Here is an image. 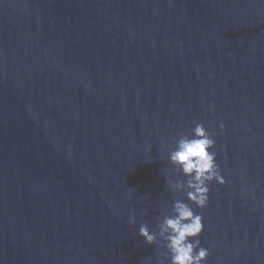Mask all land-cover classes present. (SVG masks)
I'll use <instances>...</instances> for the list:
<instances>
[{
	"label": "water",
	"instance_id": "obj_1",
	"mask_svg": "<svg viewBox=\"0 0 264 264\" xmlns=\"http://www.w3.org/2000/svg\"><path fill=\"white\" fill-rule=\"evenodd\" d=\"M0 264H131L55 0H0Z\"/></svg>",
	"mask_w": 264,
	"mask_h": 264
},
{
	"label": "clouds",
	"instance_id": "obj_2",
	"mask_svg": "<svg viewBox=\"0 0 264 264\" xmlns=\"http://www.w3.org/2000/svg\"><path fill=\"white\" fill-rule=\"evenodd\" d=\"M192 135H184L175 140V147L169 152V161L175 170L186 179H168L167 185L174 191L184 192L185 199H175L171 213H165L158 223V231H151L147 223L138 229L146 243L153 244L158 237L163 242L170 257L169 264H203L208 249L200 246L199 235L203 231L202 216L192 207L207 205L208 183L217 181L223 184L224 178L216 163V153L210 151L215 140L202 123L194 122ZM223 128V124L220 125ZM135 223V218H132ZM161 264H164L161 261Z\"/></svg>",
	"mask_w": 264,
	"mask_h": 264
}]
</instances>
